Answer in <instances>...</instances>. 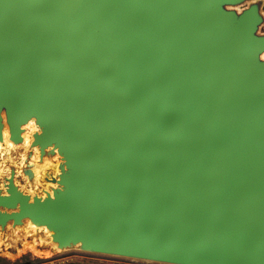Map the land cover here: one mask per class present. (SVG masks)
I'll return each instance as SVG.
<instances>
[{
    "label": "water",
    "instance_id": "95a60500",
    "mask_svg": "<svg viewBox=\"0 0 264 264\" xmlns=\"http://www.w3.org/2000/svg\"><path fill=\"white\" fill-rule=\"evenodd\" d=\"M0 239L264 264V0H0Z\"/></svg>",
    "mask_w": 264,
    "mask_h": 264
},
{
    "label": "rangeland",
    "instance_id": "374dc122",
    "mask_svg": "<svg viewBox=\"0 0 264 264\" xmlns=\"http://www.w3.org/2000/svg\"><path fill=\"white\" fill-rule=\"evenodd\" d=\"M23 241L8 243L0 239V264H152L79 252L52 255V250L41 253Z\"/></svg>",
    "mask_w": 264,
    "mask_h": 264
},
{
    "label": "bare ground",
    "instance_id": "6f19581e",
    "mask_svg": "<svg viewBox=\"0 0 264 264\" xmlns=\"http://www.w3.org/2000/svg\"><path fill=\"white\" fill-rule=\"evenodd\" d=\"M27 138V136L25 135V139ZM26 244H28V245H30L31 247H35V244H34V242H28V243H26ZM40 252V251H39ZM42 253V252H41Z\"/></svg>",
    "mask_w": 264,
    "mask_h": 264
}]
</instances>
